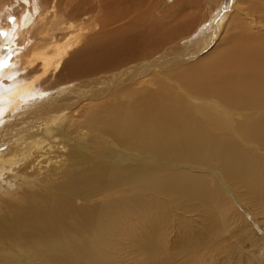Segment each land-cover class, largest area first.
<instances>
[{"label":"bare ground","instance_id":"1","mask_svg":"<svg viewBox=\"0 0 264 264\" xmlns=\"http://www.w3.org/2000/svg\"><path fill=\"white\" fill-rule=\"evenodd\" d=\"M0 264H264V0H0Z\"/></svg>","mask_w":264,"mask_h":264},{"label":"rangeland","instance_id":"2","mask_svg":"<svg viewBox=\"0 0 264 264\" xmlns=\"http://www.w3.org/2000/svg\"><path fill=\"white\" fill-rule=\"evenodd\" d=\"M152 1H155V0H152ZM157 1V0H156ZM203 2V0H200V5H201V3ZM205 6V5H204ZM204 6H203V8H204ZM194 11V14L197 16V17H200V16H203V15H205V9H200V10H198L197 8L196 9H193Z\"/></svg>","mask_w":264,"mask_h":264}]
</instances>
